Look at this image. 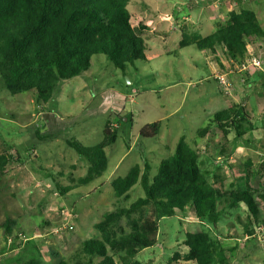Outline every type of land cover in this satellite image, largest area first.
I'll use <instances>...</instances> for the list:
<instances>
[{
	"label": "rangeland",
	"instance_id": "374dc122",
	"mask_svg": "<svg viewBox=\"0 0 264 264\" xmlns=\"http://www.w3.org/2000/svg\"><path fill=\"white\" fill-rule=\"evenodd\" d=\"M185 1L189 3L180 10V2ZM216 1H127L122 8L152 29L140 36L147 45V60L135 61L122 72L103 55L93 56L90 68L60 80L44 105L36 104L32 92L10 95L0 78V154L13 157L0 173V264L29 259L40 260V264H75L72 254L81 242L98 236L94 226L106 213L144 197L142 188L135 185L127 197L116 199L110 182L135 165L142 168L144 162L149 178L154 176L160 161L173 155L181 137L197 151L200 169L208 173L209 183H217L220 193L243 186L245 173L250 174L248 185L258 204L259 221L249 222L247 230L252 234L248 235L243 205L225 210L216 230L197 220L190 208L176 211L159 220L156 244L141 250L135 259L143 264H194L185 260L187 250L182 242L187 232L201 230L222 251L214 264H264V202L260 199L264 196V99L259 98L260 111L251 109L253 98L250 104L245 98L239 100V92L232 87L229 94H223L207 51L178 47L183 33L206 35L193 26L192 15L196 9L203 15L207 10L213 14ZM244 9L258 14L256 9L264 11V0ZM259 23L264 29L260 16ZM216 49L229 66L224 50ZM213 59L220 64L218 70L224 71L219 56ZM253 70H235V74H240L244 84L245 75ZM247 92L253 97L257 91L252 87ZM231 97L237 104L230 103ZM229 103H241L246 109L248 119L240 124L241 138L234 132L224 135L214 127L203 138L197 137L196 132ZM107 124L116 132L114 144L104 149L107 168L90 184L80 185L78 179L85 176L87 163L66 146L65 138L91 147L103 140ZM153 124H157L154 137L139 136L142 128ZM56 131L66 132L55 139L43 137ZM55 186L74 189L61 195ZM6 220L12 222L7 240L1 231ZM120 226L129 231L125 218ZM100 260L95 257L92 264Z\"/></svg>",
	"mask_w": 264,
	"mask_h": 264
},
{
	"label": "trees",
	"instance_id": "16d2710c",
	"mask_svg": "<svg viewBox=\"0 0 264 264\" xmlns=\"http://www.w3.org/2000/svg\"><path fill=\"white\" fill-rule=\"evenodd\" d=\"M129 0H0V78L10 95L32 92L37 105L46 104L60 80L77 77L91 66L93 56L103 55L116 69L125 72L135 61H146L147 45L141 34L151 31L149 24L122 8ZM264 39V29L253 11H231L223 24L212 34H182L179 48L194 46L199 51L215 53L222 48L226 56L235 62L248 55L250 39ZM248 116L241 104L231 105L215 113L210 123L196 132L203 138L212 127L224 135L235 133L241 138L244 130L240 124ZM66 131L46 133L44 138L55 139ZM157 124L146 126L139 132L142 138L156 135ZM42 137V135H41ZM116 140L115 130L105 125L103 140L94 146L83 147L65 138V144L87 163L85 176L78 179L80 185H88L100 177L107 168L104 149ZM9 154H0V173L12 162ZM248 167V165H246ZM149 166H133L123 177L110 182L116 199L127 197L135 185H139L144 197L136 199L128 207L116 208L106 213L94 228L98 236L79 244L71 258L75 264H143L135 256L143 249L156 244L158 222L186 208L194 217L207 223L213 230L227 209L243 205L246 209V233L249 222H258L260 211L248 185L250 174L244 175V184L227 193H220L217 183L207 181L208 173L200 169L197 151L181 137L171 157L160 161L157 172L149 178ZM59 194L73 190L70 187L54 188ZM260 199L264 202V196ZM218 204L221 207H218ZM146 211L144 212V210ZM140 215L134 218L133 215ZM145 214V215H144ZM127 220L128 232L120 226ZM4 239L12 235V222L1 226ZM183 245L185 260L194 264H214L222 253L218 244L201 230L187 232ZM13 249V245H11ZM178 259L176 255L174 260ZM29 259L19 264H40ZM65 264V263H61Z\"/></svg>",
	"mask_w": 264,
	"mask_h": 264
},
{
	"label": "crops",
	"instance_id": "0c3cea01",
	"mask_svg": "<svg viewBox=\"0 0 264 264\" xmlns=\"http://www.w3.org/2000/svg\"><path fill=\"white\" fill-rule=\"evenodd\" d=\"M188 1H191V0H188ZM199 1H202V0H199ZM226 1H228L229 4L228 3L225 4ZM258 1H261V0H219V1L217 0L216 2L218 4L216 5V3H215V5H213V7H211V10L213 11V14H211V15H208V13H209L208 10L203 15L202 12L197 11V9H196L195 13H193V15H192L194 17V19L192 20V24L196 28V30L205 31L206 32L205 36H208L214 32L215 24L225 23V21L228 18L229 12H231V11L238 12L240 9H244V8L251 6L252 2H258ZM186 3H189V2H187V1H185L183 3L180 2V4H179V5H181L180 10H182L183 5H185ZM234 6H237V10H235V8H233ZM257 6L258 5H255L256 8H257ZM256 10H257L258 14L255 13L254 11H253V13L256 16L258 23H259V16H260V19L262 20V22L264 23V11L262 9H256ZM259 25H260V23H259ZM260 27H261V25H260ZM193 34H196V33L193 32ZM205 36H200V37H205ZM207 53L209 54L210 59L213 62V77H214V75L216 73L220 72V70H218V68H217V66L218 65L220 66V64L216 60H214L213 58H216V56L217 57L219 56L220 63H222V65L224 66V69L226 68V65L228 63L226 61H223L222 58H224L225 56L221 52V56H222V58H221L220 55L218 54L217 49H216L215 53H210L208 51H207ZM249 54H253V55L261 58V63H262L261 69H256L257 71L253 70L250 73L246 74L244 84H242V82H241L240 74H235V73L232 74L229 77V80H230V83H231L233 90H235L236 93L239 92L238 93V99L239 100H242L243 98H245L247 101V104H250V99L253 98V104L252 105L250 104V106L252 107L251 109L253 110V109H256L257 107L260 109L261 108L260 103L262 101H260L259 98L261 97V99H264V39H254V38L250 39L248 41V55ZM215 62H216V65L214 64ZM252 87L257 92H254L253 97H250L249 95H247V93H248L247 91H248V89H250ZM219 91H220V88H219ZM231 99L232 100H229L230 103L237 104L236 99H234V97H231ZM230 103L227 104V107L230 105ZM262 107L264 108V105ZM261 110H262V108L260 109V111ZM261 114H262V112H261Z\"/></svg>",
	"mask_w": 264,
	"mask_h": 264
},
{
	"label": "built area",
	"instance_id": "2783aa9c",
	"mask_svg": "<svg viewBox=\"0 0 264 264\" xmlns=\"http://www.w3.org/2000/svg\"><path fill=\"white\" fill-rule=\"evenodd\" d=\"M229 64L230 65L227 66L224 71L218 72L214 75V79L218 83L223 94L230 93L232 86L228 81V77L234 74L235 70L238 73H246L250 69H261L262 67L261 58L253 55H247V57L239 63L230 60Z\"/></svg>",
	"mask_w": 264,
	"mask_h": 264
}]
</instances>
